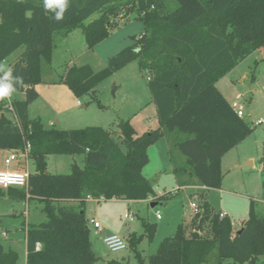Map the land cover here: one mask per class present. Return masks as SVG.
I'll return each instance as SVG.
<instances>
[{
  "label": "trees",
  "instance_id": "obj_1",
  "mask_svg": "<svg viewBox=\"0 0 264 264\" xmlns=\"http://www.w3.org/2000/svg\"><path fill=\"white\" fill-rule=\"evenodd\" d=\"M172 1L173 7L168 0H69L64 19L56 21L54 13L45 10L44 0H0V63L21 49L9 67L24 81L17 86L24 97L13 100L17 120L0 115V150L20 151L29 142L35 165L27 187H0V197L37 201L46 215L38 222L23 221L26 264H93L97 255L85 211L87 200H147L155 195L144 168L150 160L149 147L162 137L169 142L179 187H221L222 157L252 128L216 82L241 58L264 48V0ZM130 14L144 23V33L134 37L133 44L110 57L99 71L89 64L67 67L61 81L81 97L138 59L148 73L159 126L137 135L131 119L120 120L123 149L102 126L62 129L31 118L29 106L39 97L36 85L43 81V65L52 62L56 34L82 28L93 48L109 36L120 17ZM51 154H83L84 166L74 162L70 173H51L47 166ZM198 195L203 211L194 216V230L179 223L146 259L138 244L144 237L153 240L157 224L143 221L144 234L130 235L137 264H212L214 250V264H264L259 263L264 258V217L254 201L235 230L228 215L221 216L202 193ZM171 197L156 198L161 202ZM18 260V252L6 249L0 240V264Z\"/></svg>",
  "mask_w": 264,
  "mask_h": 264
},
{
  "label": "rangeland",
  "instance_id": "obj_2",
  "mask_svg": "<svg viewBox=\"0 0 264 264\" xmlns=\"http://www.w3.org/2000/svg\"><path fill=\"white\" fill-rule=\"evenodd\" d=\"M168 2L171 7L176 4L172 0ZM99 15H93L87 22ZM117 23L111 28L109 36L93 48L88 47L82 28L74 29L69 35L56 34L52 62L43 65V81L36 85L40 97L30 108L31 118H43L47 127L52 126L53 121L56 127L62 129L102 126L113 134L123 149L125 146L118 133L120 120L131 119L137 135L159 126L155 116V103L148 86V73L139 67L138 59L116 69L92 93L81 97H76L61 81L69 66L89 64L95 71L105 68L110 57L133 44L144 33V23L135 14L120 17ZM19 52L21 49L4 61L8 67ZM53 80L56 82H52ZM216 86L231 104L238 102L244 113L243 118L252 128L221 159V187H179L173 173L169 142L166 137H162L149 147L150 160L144 168V174L151 180L156 193L149 196V201L113 198L88 203V216L96 215L105 227V232L119 233L128 241L126 249L113 252L105 245L99 232L89 225L93 250L97 255L93 264H137L135 252L129 245V237L133 233L144 234L143 221L157 224L153 240L149 241L144 237L138 244V250L145 259L157 251L164 237L174 234L179 223H183L189 232L194 230L195 214L191 203L196 201L201 204L195 197L200 191L207 193L215 210H226L237 227L248 217L252 200L256 203L257 212L264 217V48L241 58L233 69L217 80ZM16 97L22 99L24 94L15 92L12 98ZM78 99L80 103L77 102ZM0 103L4 106L0 108V115L5 113L14 119L13 114L6 110L4 101ZM5 156L6 152L0 150V169L26 170L29 173L35 171L31 157L21 158L17 163L6 166ZM74 162L83 167L84 155L47 156V166L51 173H70ZM245 163L247 165L242 166ZM163 194H170L172 197L167 201L157 202L156 197ZM27 201L9 195L0 197V240L6 249L18 252L17 264H26L23 221L38 222L46 218L41 203ZM151 202L157 204L153 207ZM157 211L161 218H157ZM125 214L133 218L125 217ZM4 231L8 233L7 237L3 235ZM216 259L217 251L214 250L210 256L211 263L214 264ZM263 261L264 258L260 257L259 263Z\"/></svg>",
  "mask_w": 264,
  "mask_h": 264
},
{
  "label": "built area",
  "instance_id": "obj_3",
  "mask_svg": "<svg viewBox=\"0 0 264 264\" xmlns=\"http://www.w3.org/2000/svg\"><path fill=\"white\" fill-rule=\"evenodd\" d=\"M13 100H14L13 98H11L10 100H4L5 107L7 108L8 111H10L13 114L14 119L17 120L14 105H13ZM232 106L234 107V109L236 110L239 116H243L244 114L243 110L240 108L237 101H234L232 103ZM258 123H260V121ZM29 150H30V143L26 142L23 150L8 151L6 153V156L4 157V164L6 166H11L13 163H17L21 158L27 159L29 157ZM28 179H29V172L26 170L0 169V187H3V188H8L10 186L27 187ZM195 197L198 199V201L200 200L198 194H196ZM191 207L193 208L194 214H198V213L201 214L203 211L200 204H198V202L196 201H193L191 203ZM220 215L225 216L227 214L224 212H221ZM156 216L157 218H161V214L159 211H157ZM125 217L133 218L132 216L128 214H125ZM88 224L92 225L93 228H95L98 232H102L104 229L101 221L98 220L95 216H90L88 218ZM102 240L105 243V245L108 247V249H110L113 252L124 250L128 247L127 239L124 236L116 232H110V233L104 234L102 236Z\"/></svg>",
  "mask_w": 264,
  "mask_h": 264
},
{
  "label": "clouds",
  "instance_id": "obj_4",
  "mask_svg": "<svg viewBox=\"0 0 264 264\" xmlns=\"http://www.w3.org/2000/svg\"><path fill=\"white\" fill-rule=\"evenodd\" d=\"M44 7L46 11L54 13L56 21H61L69 7V0H44ZM0 73H2L0 75V101L10 100L17 92V86H23V77L14 76L7 62L0 63Z\"/></svg>",
  "mask_w": 264,
  "mask_h": 264
},
{
  "label": "crops",
  "instance_id": "obj_5",
  "mask_svg": "<svg viewBox=\"0 0 264 264\" xmlns=\"http://www.w3.org/2000/svg\"><path fill=\"white\" fill-rule=\"evenodd\" d=\"M73 32V31H72ZM72 32H70L69 34H71ZM68 34V35H69ZM67 35V36H68ZM66 36V37H67ZM20 53V52H19ZM66 72V71H65ZM65 74V73H64ZM52 82H56V81H52ZM40 97V96H39ZM79 99H78V103H79ZM34 103V102H33ZM33 103H31L30 104V106H29V112H30V108H31V106H32V104ZM155 113H156V119L158 120V116H157V108H156V104H155ZM41 118V117H40ZM41 120H42V122L44 123V121H43V118H41ZM159 122V121H158ZM51 124H52V126L53 125H55L56 123H54L53 121H51ZM44 125H45V123H44ZM46 126V125H45ZM47 127V126H46ZM118 133H120V132H118ZM234 148V147H233ZM223 158V157H222ZM247 165V163H245V164H243L242 166H246ZM190 186H194V187H197V185H190ZM198 187H200V188H203V189H209V188H207V187H204V186H198ZM200 193H202L204 196H205V198L211 203V201L209 200V196L207 195V193L206 192H204V191H200ZM92 200H97V199H93V198H89L88 200H87V203H86V213H87V207H88V203L90 202V201H92ZM101 200V199H100ZM147 201H149L148 199H147ZM254 201V200H253ZM28 203H30L29 201H27ZM254 203H255V201H254ZM212 204V203H211ZM255 208H256V203H255ZM219 211L220 212H224V213H226L228 216H229V213L225 210V211H223V210H221V209H219ZM257 211V210H256ZM258 213V212H257ZM259 214V213H258ZM87 215V214H86ZM260 215V214H259ZM90 216H95L98 220H100L96 215H90ZM90 216H88L87 215V218L88 217H90ZM230 217V216H229ZM245 220V219H244ZM244 220H242L241 221V223L239 224V227H237V223H235L234 221H232L233 222V226H234V229L235 230H238V229H240V227H241V225H242V222L244 221ZM103 228H105V227H103ZM24 232H25V230H23ZM4 233H6V234H4ZM107 233H110V232H105V229H103V231L102 232H99V236L101 237V239H102V236L104 235V234H107ZM3 235L5 236L6 235V237L8 236V233L7 232H3ZM24 236H25V234H24Z\"/></svg>",
  "mask_w": 264,
  "mask_h": 264
},
{
  "label": "water",
  "instance_id": "obj_6",
  "mask_svg": "<svg viewBox=\"0 0 264 264\" xmlns=\"http://www.w3.org/2000/svg\"><path fill=\"white\" fill-rule=\"evenodd\" d=\"M157 204V202H151V206H155Z\"/></svg>",
  "mask_w": 264,
  "mask_h": 264
}]
</instances>
